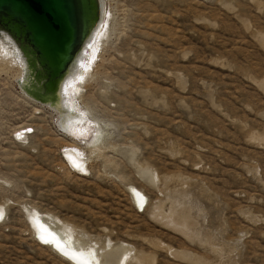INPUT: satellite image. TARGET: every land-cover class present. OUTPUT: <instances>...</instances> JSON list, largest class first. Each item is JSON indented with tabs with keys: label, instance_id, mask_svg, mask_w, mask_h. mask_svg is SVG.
Returning a JSON list of instances; mask_svg holds the SVG:
<instances>
[{
	"label": "rangeland",
	"instance_id": "obj_1",
	"mask_svg": "<svg viewBox=\"0 0 264 264\" xmlns=\"http://www.w3.org/2000/svg\"><path fill=\"white\" fill-rule=\"evenodd\" d=\"M103 9L69 86L88 135L0 73V264H77L34 215L100 264H264V0Z\"/></svg>",
	"mask_w": 264,
	"mask_h": 264
},
{
	"label": "bare ground",
	"instance_id": "obj_2",
	"mask_svg": "<svg viewBox=\"0 0 264 264\" xmlns=\"http://www.w3.org/2000/svg\"><path fill=\"white\" fill-rule=\"evenodd\" d=\"M104 1L60 0L64 30L51 42L37 40L35 31L42 27L25 17L13 2L0 0V73L19 75L22 69L16 82L23 94L56 111L59 127L74 137L81 131L88 135L91 128L85 129L84 123L92 122L70 100L73 86H69L76 83L90 46L101 32ZM32 34L36 36L31 38ZM23 129L19 136L28 133ZM33 221L46 246L60 257L77 264H100L92 249L75 248L70 234L53 231L37 215Z\"/></svg>",
	"mask_w": 264,
	"mask_h": 264
},
{
	"label": "water",
	"instance_id": "obj_3",
	"mask_svg": "<svg viewBox=\"0 0 264 264\" xmlns=\"http://www.w3.org/2000/svg\"><path fill=\"white\" fill-rule=\"evenodd\" d=\"M11 1L18 6L20 12L24 13L25 17L34 20L42 29L35 31L37 40L54 41L60 32L64 30V23L61 15L60 0H1ZM31 35V38L34 37ZM49 38V39H48ZM35 40V39H34ZM36 41V40H35ZM41 46V45H39Z\"/></svg>",
	"mask_w": 264,
	"mask_h": 264
}]
</instances>
